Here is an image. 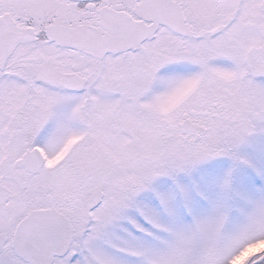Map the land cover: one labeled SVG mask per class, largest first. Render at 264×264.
<instances>
[{"label": "snow or ice", "instance_id": "snow-or-ice-1", "mask_svg": "<svg viewBox=\"0 0 264 264\" xmlns=\"http://www.w3.org/2000/svg\"><path fill=\"white\" fill-rule=\"evenodd\" d=\"M0 264H264V0H0Z\"/></svg>", "mask_w": 264, "mask_h": 264}]
</instances>
